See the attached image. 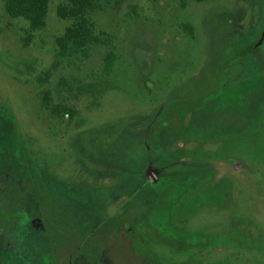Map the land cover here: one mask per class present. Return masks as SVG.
Instances as JSON below:
<instances>
[{
    "label": "rangeland",
    "instance_id": "1",
    "mask_svg": "<svg viewBox=\"0 0 264 264\" xmlns=\"http://www.w3.org/2000/svg\"><path fill=\"white\" fill-rule=\"evenodd\" d=\"M58 3L49 1L45 25L25 40L27 22L8 17L0 0V154L21 170L16 181L34 197L16 208L14 236L0 225V264H77L91 242L108 250L103 264L136 257L139 264H264V0L184 7L180 0H126L92 16L95 34L109 44L94 46L87 59L57 62L54 38L70 24L57 17ZM246 30L256 41L251 58H234L243 48L235 34ZM108 52L115 60L106 77ZM46 70L48 81L40 83ZM88 83L99 91L77 90ZM45 93L51 106L74 115L51 112ZM212 96L213 107L185 110L179 138L151 151L148 120ZM201 114L214 134L199 137L189 123ZM124 128L146 149L123 160L117 151ZM163 181L159 192L143 189ZM14 189L9 182L7 204ZM131 208L140 219L130 236L115 240L118 220ZM153 226L206 241L169 242ZM134 241L136 254L125 253Z\"/></svg>",
    "mask_w": 264,
    "mask_h": 264
},
{
    "label": "trees",
    "instance_id": "2",
    "mask_svg": "<svg viewBox=\"0 0 264 264\" xmlns=\"http://www.w3.org/2000/svg\"><path fill=\"white\" fill-rule=\"evenodd\" d=\"M50 0H3V8L6 15L10 18L16 19L21 18L25 20L28 24V31L26 39H29L30 31H36L41 29L46 22V16L48 11V4ZM59 3L56 7V15L60 19L68 20L70 24L64 29L62 34L56 36L54 38V44L56 49V61L59 62L60 60H70L74 58L78 59H87L90 56V52L94 46L102 45V44H109V40L107 38H101L95 34L94 30V22L92 20V16L96 13L105 12L110 7L118 6L119 4L123 3L126 0H58ZM187 1H193L197 3L206 2L209 0H180V5L184 7ZM264 15V12H263ZM264 18V17H263ZM183 31L188 36H193L192 27L189 24H183ZM254 30H246L242 32L240 35L235 34L234 41L239 45H243L239 51H236L233 55L234 58H241L245 55L248 56V60H250L251 55L250 52L252 51L255 40H252V33ZM114 54L112 52H108L103 57V75L104 76H111L113 73V65H114ZM226 70L227 67L224 66ZM222 73V76H224ZM49 71H45L43 76L39 77L40 83H46L49 77ZM224 78V77H223ZM220 84L222 87H226V83L224 79ZM147 88L148 85H146ZM82 89V90H81ZM81 89H77L79 92L92 94L94 92L99 91L98 86L94 83L85 84ZM216 91L213 89V92ZM225 92V91H224ZM217 93V91H216ZM226 94V93H225ZM221 96V95H220ZM226 97V95H225ZM214 97L208 98L203 102L198 101L194 105L187 104L186 107H182V105H177L179 108L175 109L173 114H169L166 110L167 108L163 109L161 114L155 120H148L146 123L148 126L146 130L147 136V143L148 147L151 148V151L162 152L166 146H169L175 139L179 138L178 136L185 132V126L183 124L184 117H185V110H188V107H198L199 105H206L205 108L213 107ZM43 104L46 108H48L53 113H60L59 109L68 117H72L74 115V110L70 107L65 106H51L49 104V94L45 93L43 96ZM185 108V109H184ZM205 114H201L199 116H195L193 121L189 123H195L199 129V137H202L204 133L214 134V130L211 131L210 128H205L203 122L206 120L204 118L203 122H201L202 117ZM169 117L173 118V122L169 120ZM200 117V120L197 118ZM125 132H122L118 142L120 141L121 145L118 146V153L122 155V158L129 159L131 156L136 155L140 152H145L146 147L142 144L134 142L137 140L134 138L137 134H129L124 128ZM141 134L143 130L140 131ZM137 137V136H136ZM138 138V137H137ZM4 154V153H3ZM0 154V158L3 159L7 156ZM108 155V154H107ZM165 160H168V157H164ZM6 160H1V162H5ZM23 161V160H22ZM8 162V163H7ZM12 162L8 160L3 164L4 171L2 172L0 169V225L2 226V230L7 232L9 236H14L15 234L10 227L14 226L15 223H21L20 219L18 218V214L16 213V208H21L22 206H30L34 204V197L28 187L24 185V183L18 179L16 181V176H18V169L17 166H14ZM23 171V170H22ZM2 172V173H1ZM21 173H24L21 172ZM3 175V176H2ZM21 175V174H20ZM8 177V178H7ZM28 179V177H27ZM9 182L14 184V195H10L13 198L11 203H6L5 196L7 195V188ZM167 184L163 181L162 183H158L157 186L147 185L144 186L143 189L152 190V192H159L160 189L164 188ZM154 200L152 202H156ZM150 203V202H148ZM49 207V201L47 199H42V203ZM146 207V206H145ZM143 208L141 211H145L146 208ZM141 211L138 212L136 209L131 208V210H126L125 214L121 216L120 221L118 220L119 226L116 230L115 240L120 241L121 234L130 236L134 230L135 222L140 219ZM26 215V214H25ZM155 232L158 234L159 237L173 243L179 244H189L195 245L204 243L206 241L205 237H197L196 235H188L185 233H180L175 231L172 235H166L165 232L158 231L156 227L153 226ZM157 229V230H156ZM115 232V231H114ZM21 241L24 239L22 236H16ZM24 244V243H23ZM25 245V244H24ZM81 247V246H80ZM83 249V247H82ZM104 249V248H103ZM84 256H80L77 259V264H80L81 259L85 260L88 258L89 260H85L86 264H103L106 258V254L108 250H100L95 242H91L89 244V248L86 249ZM119 250V249H118ZM127 254H136L137 246L132 243L131 245L125 246L123 249ZM77 251V250H75ZM88 254V256H87ZM136 259L130 261L128 264H139L141 260Z\"/></svg>",
    "mask_w": 264,
    "mask_h": 264
}]
</instances>
